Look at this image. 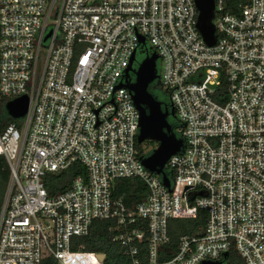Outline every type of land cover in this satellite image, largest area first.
<instances>
[{
	"label": "built area",
	"instance_id": "built-area-1",
	"mask_svg": "<svg viewBox=\"0 0 264 264\" xmlns=\"http://www.w3.org/2000/svg\"><path fill=\"white\" fill-rule=\"evenodd\" d=\"M216 41L198 27L196 0H0V97L28 95L20 124L0 130L10 169L0 204V264H103L73 250L95 219L117 218L114 239L132 264H264V0H213ZM49 34V35H48ZM158 54L159 83L182 147L164 165L143 163L139 110L126 82L133 52ZM1 112V110H0ZM86 168L50 196L44 177ZM147 197L114 200L118 178ZM205 222L170 245L169 220Z\"/></svg>",
	"mask_w": 264,
	"mask_h": 264
},
{
	"label": "trees",
	"instance_id": "trees-1",
	"mask_svg": "<svg viewBox=\"0 0 264 264\" xmlns=\"http://www.w3.org/2000/svg\"><path fill=\"white\" fill-rule=\"evenodd\" d=\"M5 101L6 97H0L2 105ZM4 113L5 116L0 112V130L10 123L20 124L19 119L8 116L6 111ZM170 125L173 132L177 135L175 130L179 126L177 119L174 125L172 123ZM145 142L151 146V150L157 146V143L152 140H145ZM140 148L143 157L151 153V150L144 152L141 144ZM85 174L86 168L81 163L75 162L66 169L47 173L44 177L45 187L48 194L54 196L69 189L73 180L78 175L85 176ZM9 176L10 169L7 160L3 155H0V204L6 191ZM147 193L148 190L145 182L137 177L118 178L115 180L112 189L113 199L123 202L128 210H134L135 206L147 197ZM205 218L206 213L201 210L195 219H170L168 226L170 245L176 246L180 235L193 232L197 225L205 222ZM120 230L121 226L117 218L95 219L86 235L72 237L71 248L73 250L103 253L105 254L103 264H132V259L125 254L121 243L114 239ZM137 256L140 260L139 264H148L145 240L141 242ZM229 258L230 264H243L241 257L234 248L230 250ZM41 264H57V260L53 256H47L42 260Z\"/></svg>",
	"mask_w": 264,
	"mask_h": 264
},
{
	"label": "water",
	"instance_id": "water-1",
	"mask_svg": "<svg viewBox=\"0 0 264 264\" xmlns=\"http://www.w3.org/2000/svg\"><path fill=\"white\" fill-rule=\"evenodd\" d=\"M199 9L197 27L208 45H214L216 41L213 25L214 2L213 0H196ZM49 35V34H48ZM137 51L133 52L129 65L135 60ZM158 54L152 52L145 56L133 69L134 79L129 78V70L125 71L126 82L123 83L131 92L132 99L139 110L138 143L152 140L157 146L150 154L142 158L143 165L151 172L161 175L163 182L169 186L170 180L164 172V165L168 158L182 147V139L173 132L168 121L169 115L177 119L174 109L167 111L162 109V102L149 91V86L159 79L157 72ZM29 106L28 95H20L8 100L4 105L7 115L19 119L23 117ZM172 107V106H171ZM103 259L105 254L101 253ZM204 264H211L205 262ZM220 264V263H212Z\"/></svg>",
	"mask_w": 264,
	"mask_h": 264
},
{
	"label": "flooded vegetation",
	"instance_id": "flooded-vegetation-1",
	"mask_svg": "<svg viewBox=\"0 0 264 264\" xmlns=\"http://www.w3.org/2000/svg\"><path fill=\"white\" fill-rule=\"evenodd\" d=\"M138 52H140V53H142V54H144L145 56H147L149 53H150V49H149V47L148 46H143L141 49H139L138 50ZM137 52V53H138ZM137 53H136V55H137ZM137 59H136V57H135V60L130 64V65H128V67L130 68V70H129V78L131 79V80H133L134 79V73H133V69H135L136 67H137ZM156 88H158V89H160V90H162L168 97H169V95L167 94V92L162 88V86L160 85V83H159V80H155L154 82H152V84L149 86V91L152 93V89H156ZM153 94V93H152ZM154 95V94H153ZM154 97L156 98V99H158V97L157 96H155L154 95ZM159 100V99H158ZM159 101H161L162 102V109L163 110H167V111H172V108L173 107H171L172 106V104H171V102H170V100H169V102H164V101H162V100H159ZM174 109V108H173ZM1 112L4 114V116H5V110H4V107H2L1 109ZM174 113H175V111H174ZM175 115H176V113H175ZM170 118H173L171 115H169V117H168V120L170 119Z\"/></svg>",
	"mask_w": 264,
	"mask_h": 264
},
{
	"label": "rangeland",
	"instance_id": "rangeland-1",
	"mask_svg": "<svg viewBox=\"0 0 264 264\" xmlns=\"http://www.w3.org/2000/svg\"><path fill=\"white\" fill-rule=\"evenodd\" d=\"M144 57H145L144 54L138 52L137 55H136V59H137V61H136L137 64H136V65H138V63H139ZM159 65H160V62L158 61V62H157V66H158V68H159ZM151 91H152V93H153L155 96L158 97L159 100H162V101H164V102H169V100H170L169 97H168V96H167L162 90L156 88V89H152ZM1 108H2V103L0 102V109H1ZM169 122H170V124L172 123V125H174V124L176 123V119H174V118H170V119H169ZM175 130H176L177 136H179V132H178L177 128H176ZM141 147H142V149H143L144 152H148L149 150H151V146H150L147 142H145V141L141 143ZM151 151H152V150H151ZM151 151H150V152H151Z\"/></svg>",
	"mask_w": 264,
	"mask_h": 264
}]
</instances>
